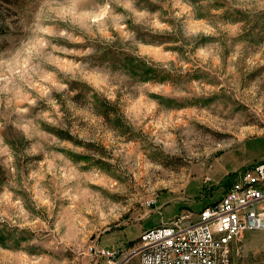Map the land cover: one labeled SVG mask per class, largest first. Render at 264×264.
I'll return each instance as SVG.
<instances>
[{"label": "rangeland", "instance_id": "rangeland-1", "mask_svg": "<svg viewBox=\"0 0 264 264\" xmlns=\"http://www.w3.org/2000/svg\"><path fill=\"white\" fill-rule=\"evenodd\" d=\"M262 160L264 0L0 2V264H96Z\"/></svg>", "mask_w": 264, "mask_h": 264}, {"label": "built area", "instance_id": "built-area-1", "mask_svg": "<svg viewBox=\"0 0 264 264\" xmlns=\"http://www.w3.org/2000/svg\"><path fill=\"white\" fill-rule=\"evenodd\" d=\"M262 230L264 160L233 173L222 195L200 211L182 210L127 249L97 244L89 252L96 264H233L243 236Z\"/></svg>", "mask_w": 264, "mask_h": 264}, {"label": "trees", "instance_id": "trees-1", "mask_svg": "<svg viewBox=\"0 0 264 264\" xmlns=\"http://www.w3.org/2000/svg\"><path fill=\"white\" fill-rule=\"evenodd\" d=\"M19 0H0L1 3H5L8 5H14L18 2Z\"/></svg>", "mask_w": 264, "mask_h": 264}]
</instances>
